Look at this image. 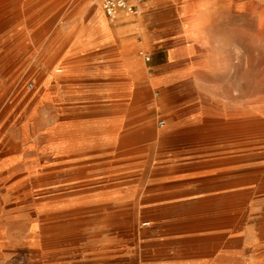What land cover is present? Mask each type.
Here are the masks:
<instances>
[{
    "label": "rangeland",
    "instance_id": "1",
    "mask_svg": "<svg viewBox=\"0 0 264 264\" xmlns=\"http://www.w3.org/2000/svg\"><path fill=\"white\" fill-rule=\"evenodd\" d=\"M190 4L185 18L213 31L210 68L186 70L178 97H80L77 150L53 154L94 14L126 32L141 8L111 19L97 0H0V136L35 147L29 171L0 165V215L14 213L0 264H264V0Z\"/></svg>",
    "mask_w": 264,
    "mask_h": 264
},
{
    "label": "crops",
    "instance_id": "2",
    "mask_svg": "<svg viewBox=\"0 0 264 264\" xmlns=\"http://www.w3.org/2000/svg\"><path fill=\"white\" fill-rule=\"evenodd\" d=\"M193 1L195 0H141L137 3V9L141 8L142 12L137 19H123L129 28L126 32L108 30V20L97 10L93 18L97 31L87 35L81 50L74 52L70 58V72L73 73L75 69L80 71H75V75L71 76L68 97H57L68 105L69 112L68 120L56 127L58 136L56 138L53 135V154H73L77 150L76 106L80 97H84L88 105H93L102 103L109 97H144L158 86L163 89L165 97H178V87L183 85L186 70L210 68L208 59L213 54L211 47L215 43L213 31L198 29L196 15L188 20L185 18L184 12ZM147 50H150L153 57V68L160 70L155 77H147L144 73L142 56ZM151 55L147 57L150 60ZM85 114L81 116H87ZM118 122V119L113 120L112 124L115 123V126L111 133L121 132ZM99 123L100 125L92 126L99 128L102 136L109 133L104 131V120L101 119ZM80 125L87 128L89 123ZM1 137L6 141V151L0 153L4 155L0 159V165L6 167L1 172L10 173L18 165L29 166L28 152L35 147H29L28 138L14 148L15 146L10 147L8 135L2 134ZM13 150L18 151L13 154ZM33 163L34 161L31 164ZM26 170L29 171V168ZM4 174L1 173V177L4 178ZM8 204L2 195L0 205L6 207ZM8 208H12V205ZM12 215L14 213L11 210L10 213L0 215V245L4 244L3 238L6 236L4 222L7 216ZM43 222L44 216H41L40 223ZM38 233H35L37 236L34 238L37 243L44 240V236Z\"/></svg>",
    "mask_w": 264,
    "mask_h": 264
},
{
    "label": "built area",
    "instance_id": "3",
    "mask_svg": "<svg viewBox=\"0 0 264 264\" xmlns=\"http://www.w3.org/2000/svg\"><path fill=\"white\" fill-rule=\"evenodd\" d=\"M101 5L104 13L111 19H115L121 10L134 14L137 12V3L141 0H97ZM150 61V58L146 59ZM160 126L164 127L165 122H160Z\"/></svg>",
    "mask_w": 264,
    "mask_h": 264
},
{
    "label": "bare ground",
    "instance_id": "4",
    "mask_svg": "<svg viewBox=\"0 0 264 264\" xmlns=\"http://www.w3.org/2000/svg\"><path fill=\"white\" fill-rule=\"evenodd\" d=\"M151 136H155L154 132L151 134ZM68 149V148H67Z\"/></svg>",
    "mask_w": 264,
    "mask_h": 264
}]
</instances>
